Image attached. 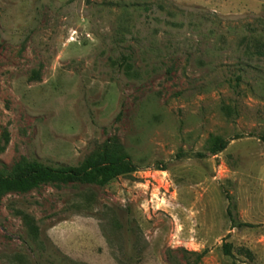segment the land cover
Listing matches in <instances>:
<instances>
[{
    "label": "rangeland",
    "instance_id": "1",
    "mask_svg": "<svg viewBox=\"0 0 264 264\" xmlns=\"http://www.w3.org/2000/svg\"><path fill=\"white\" fill-rule=\"evenodd\" d=\"M263 135L264 0H0V170L137 166L4 195L0 264H264Z\"/></svg>",
    "mask_w": 264,
    "mask_h": 264
},
{
    "label": "trees",
    "instance_id": "2",
    "mask_svg": "<svg viewBox=\"0 0 264 264\" xmlns=\"http://www.w3.org/2000/svg\"><path fill=\"white\" fill-rule=\"evenodd\" d=\"M119 64L125 72L132 69L127 55L121 56ZM240 78L241 75H236L235 86ZM224 109L227 113L231 112L228 106H224ZM262 139H264V135ZM227 142L221 137H214L208 147L209 152L217 153L225 148ZM197 154L203 156L202 153ZM135 170H137L136 164L131 160L118 138L112 136L105 139L98 149L87 155L78 165L54 166L22 158L15 162L8 171L0 170V200L8 193L27 192L47 182H79L104 186L113 179ZM23 217L27 219V215H23ZM31 230L36 231V227L32 224ZM223 247L226 254H230V243H225Z\"/></svg>",
    "mask_w": 264,
    "mask_h": 264
}]
</instances>
